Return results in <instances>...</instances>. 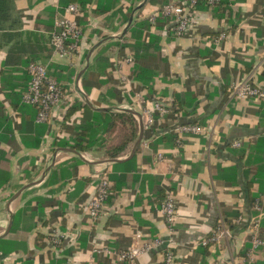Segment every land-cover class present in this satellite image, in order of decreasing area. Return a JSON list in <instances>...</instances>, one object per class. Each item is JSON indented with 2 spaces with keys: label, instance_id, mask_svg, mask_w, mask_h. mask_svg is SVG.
<instances>
[{
  "label": "crops",
  "instance_id": "1",
  "mask_svg": "<svg viewBox=\"0 0 264 264\" xmlns=\"http://www.w3.org/2000/svg\"><path fill=\"white\" fill-rule=\"evenodd\" d=\"M222 1L219 9H199L194 30L178 37L169 19L150 20L163 3L72 0L83 40L80 52L64 59L53 53L50 32L66 0H14L16 24L0 31V264H164L168 251L177 264H264V247L253 250L248 233L259 201L264 239V101L233 93L250 77L264 89V0ZM124 40L130 48H122ZM137 44L138 59L129 52ZM100 57L109 58L105 67ZM32 63L70 66L68 89L93 110L140 114L145 133L137 154L107 163L103 149L58 146L79 136L82 114L66 118L60 109L48 123L37 121L36 109L22 103ZM141 70L148 85L134 77ZM140 96L169 114H154L149 125ZM189 124L210 134L176 133ZM106 137L104 146L116 145ZM103 174L113 195L95 220L88 203ZM167 189L176 200L174 232L160 212ZM222 224L227 234L203 246ZM55 234L64 235L60 245ZM155 238L163 245L132 261L103 253Z\"/></svg>",
  "mask_w": 264,
  "mask_h": 264
},
{
  "label": "built area",
  "instance_id": "2",
  "mask_svg": "<svg viewBox=\"0 0 264 264\" xmlns=\"http://www.w3.org/2000/svg\"><path fill=\"white\" fill-rule=\"evenodd\" d=\"M199 0H184L179 2H169L158 9L152 16L151 22L155 23L159 16L169 19L174 24V32L178 37H184L191 34L196 26L197 12ZM218 0H209L210 4ZM81 9L77 4H69L63 8L62 13L58 14L55 19L53 30L50 32V46L53 53L60 58H71L80 52L83 29L81 25L74 19ZM225 39L222 34L217 41ZM131 61V59H129ZM27 72L30 75V81L27 90L22 96L24 105L36 107L38 109L37 121L39 123H48L53 115L60 109L69 110L75 100L71 90H65L59 82L48 74V66L41 63H32L28 66ZM233 93L238 99L251 98L256 101H264V89L253 85L252 78H248L240 84L233 87ZM142 104L148 105V100L143 96L139 97ZM145 114L148 118V124L153 123L154 114H159L164 119L169 114L168 106L161 102L153 101L146 108ZM179 136L184 134L207 135L210 134L208 129L198 125H180L175 128ZM181 137L177 139V144H181ZM237 145H239L237 143ZM113 195L112 183L106 174L99 176L95 193L88 203V211L92 219L98 220L107 210V201ZM254 215L251 216L248 225V233L253 250L264 247V239L260 235L262 207L259 201L253 205ZM160 212L163 214L169 229L174 232L177 219L176 200L171 189L166 190L165 198L161 204ZM241 221V220H239ZM227 234L223 224L219 225L216 233L208 241H203L202 245L207 246L210 243L218 242ZM138 238L144 237L140 232L137 233ZM64 235L55 234L52 242L54 245H60ZM163 241L155 238L149 243H145L142 247H137L129 252L113 253L109 249H104L106 255L117 254L120 261H132L140 255L146 254L153 249L160 248ZM164 264H177L173 253L170 251L164 254Z\"/></svg>",
  "mask_w": 264,
  "mask_h": 264
},
{
  "label": "trees",
  "instance_id": "3",
  "mask_svg": "<svg viewBox=\"0 0 264 264\" xmlns=\"http://www.w3.org/2000/svg\"><path fill=\"white\" fill-rule=\"evenodd\" d=\"M71 1L72 0H66L64 5H69ZM222 2V0H218L213 4H210L209 0H199L197 8L198 10L201 8L219 9L222 5ZM149 3L167 4L169 3V0H149ZM13 12L14 0H0V31L14 27V25L16 24V19ZM107 45L106 48H109L112 44L109 43ZM122 45V48L127 49L131 46L127 40H124ZM104 47L100 48L98 54H103V50L105 49ZM146 47L148 48V46ZM138 48L139 45L137 44L136 49H134V55L133 51L129 50L130 55H132L133 58L138 59ZM100 58L101 62L98 61V63L101 66L105 67L109 62V58ZM48 74L56 79L65 90H68L67 83L65 82L72 81L75 76V72L71 71L70 66L48 67ZM145 74H147V72L144 70H141L140 72L136 71L134 73V77L135 79L142 81L145 85H148L149 83H147L145 80ZM24 93L25 92H23V94ZM33 108L36 109V113L38 114V109L36 107ZM78 112L82 114L81 123L77 126L79 136L72 141L60 142V144L58 143V146L74 150L78 153H85L91 150L93 147H97L98 149H103L105 151L104 156L108 159H119L131 152L140 131L139 124L132 114L127 112L116 114L114 112L108 111H97L93 110L88 104L84 103L83 101H75L73 106L69 110H67L66 118H69ZM117 125H121L125 131L122 141L116 145L104 146V136L112 132L117 127Z\"/></svg>",
  "mask_w": 264,
  "mask_h": 264
},
{
  "label": "water",
  "instance_id": "4",
  "mask_svg": "<svg viewBox=\"0 0 264 264\" xmlns=\"http://www.w3.org/2000/svg\"><path fill=\"white\" fill-rule=\"evenodd\" d=\"M132 24V19L130 20V22H129V26ZM128 29H126L125 30V32L127 31ZM124 32V33H125ZM103 42H101V43H99V44H97L96 46H94L93 48H92V50L90 51V53H89V55H88V57H87V62L89 63L90 62V57H91V55H92V53L102 44ZM81 78V76H79V79ZM86 101L88 102V100L86 99ZM88 104V103H87ZM89 106L90 107H92V105H90L89 104ZM97 111H108V112H111L112 111V109H96ZM125 112H127V113H130V114H132V115H134V116H136V117H138L139 118V124H140V133H139V136H138V138H137V140H136V142H135V145H134V148H133V150L131 151V153H130V155H129V157H128V159H132L136 154H137V152H138V150H139V148H140V145H141V143H142V141H143V138H144V133H145V130H144V122H143V119H142V116L140 115V114H138L136 111H134V110H125ZM63 151H71V150H65V149H63ZM59 151H57V153H58ZM57 153H56V155H57ZM106 162L107 163H118V162H120V160H118V159H110V160H106ZM51 168H48L47 169V172L50 170ZM46 172V173H47ZM46 176V174H44L43 175V178Z\"/></svg>",
  "mask_w": 264,
  "mask_h": 264
},
{
  "label": "rangeland",
  "instance_id": "5",
  "mask_svg": "<svg viewBox=\"0 0 264 264\" xmlns=\"http://www.w3.org/2000/svg\"><path fill=\"white\" fill-rule=\"evenodd\" d=\"M124 129L122 128L121 125H117V127L112 131L110 132L109 134H107L108 137L106 138H109V141L107 144H118L122 141L123 137H124Z\"/></svg>",
  "mask_w": 264,
  "mask_h": 264
}]
</instances>
